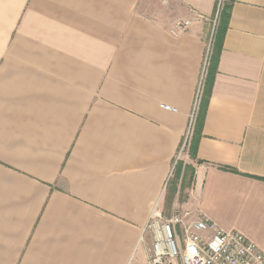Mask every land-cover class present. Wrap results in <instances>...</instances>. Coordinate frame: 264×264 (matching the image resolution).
Returning <instances> with one entry per match:
<instances>
[{"label":"crops","instance_id":"obj_1","mask_svg":"<svg viewBox=\"0 0 264 264\" xmlns=\"http://www.w3.org/2000/svg\"><path fill=\"white\" fill-rule=\"evenodd\" d=\"M224 2L212 48L218 0H0V264L146 263L208 48L168 205L264 253V0Z\"/></svg>","mask_w":264,"mask_h":264},{"label":"built area","instance_id":"obj_2","mask_svg":"<svg viewBox=\"0 0 264 264\" xmlns=\"http://www.w3.org/2000/svg\"><path fill=\"white\" fill-rule=\"evenodd\" d=\"M222 5V0H218L215 21ZM190 24L189 19H179L173 24L170 32L177 35L185 31ZM208 58L209 48L203 62L188 126L173 161L172 171L186 148L187 140L188 147L190 144ZM164 108L176 110L169 105H164ZM187 215L172 211L168 216H164L154 205L139 237V242H142L146 234L150 235L145 264H264V253L240 232L222 230L216 223L203 216L189 219ZM177 229L181 232L180 237Z\"/></svg>","mask_w":264,"mask_h":264},{"label":"trees","instance_id":"obj_3","mask_svg":"<svg viewBox=\"0 0 264 264\" xmlns=\"http://www.w3.org/2000/svg\"><path fill=\"white\" fill-rule=\"evenodd\" d=\"M229 1H232V0H229ZM228 12H229V4H228V2H223L222 8L217 15L216 25L214 26L212 48L218 42V39L220 37L221 32L223 31V33H224V31H225L226 25L224 23V20H225L226 16H228ZM208 77H209V70H207V74H206L205 81H204V86L207 82ZM206 103H207V96H206L205 91L202 90V95H201L200 104H199V110H198L197 115H196V119H195V123H194V127H193V132H192V136H191L190 144H189V148H188V153L191 156H193V149L196 147V142H197V138L195 137L196 127L200 122V117L205 113ZM189 168H191L190 165L184 163L182 160H178L176 162V165L174 168L175 177L178 178L181 176V181L183 183V178H184L185 172ZM182 183H181V186H182Z\"/></svg>","mask_w":264,"mask_h":264},{"label":"rangeland","instance_id":"obj_4","mask_svg":"<svg viewBox=\"0 0 264 264\" xmlns=\"http://www.w3.org/2000/svg\"><path fill=\"white\" fill-rule=\"evenodd\" d=\"M225 0H222V2H224ZM214 25H216V23H214ZM214 28V27H213ZM194 127V126H193ZM188 140H187V145L186 148L182 151V153L180 154V158L179 160H182L186 158L187 155V151H188ZM175 173V172H174ZM179 184V182L176 180V177L173 175V177L171 178V180L169 181V186L166 190V194H165V205H164V212L166 215H169L172 211H178L175 207H172L171 204L168 205V203L170 202V197L171 195V191L173 186L177 187V185ZM177 234L180 237L181 232L180 230L177 229Z\"/></svg>","mask_w":264,"mask_h":264}]
</instances>
